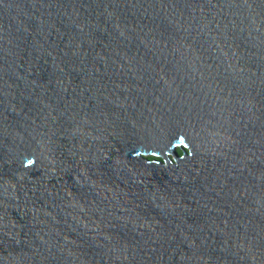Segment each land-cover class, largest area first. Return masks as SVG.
I'll return each instance as SVG.
<instances>
[{
    "label": "water",
    "instance_id": "95a60500",
    "mask_svg": "<svg viewBox=\"0 0 264 264\" xmlns=\"http://www.w3.org/2000/svg\"><path fill=\"white\" fill-rule=\"evenodd\" d=\"M0 264H264V0H0Z\"/></svg>",
    "mask_w": 264,
    "mask_h": 264
}]
</instances>
